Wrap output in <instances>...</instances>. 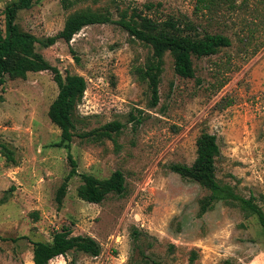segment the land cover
Wrapping results in <instances>:
<instances>
[{"label":"rangeland","instance_id":"obj_1","mask_svg":"<svg viewBox=\"0 0 264 264\" xmlns=\"http://www.w3.org/2000/svg\"><path fill=\"white\" fill-rule=\"evenodd\" d=\"M10 1L0 0L3 31ZM86 9L110 11L113 20L124 12L127 19H139L138 13L173 17L192 34L227 35L231 45L193 56L194 77L176 72L168 50L159 101L152 105L138 70L152 48L120 24L87 25L70 43H37L63 76L87 80L76 110L78 132L111 121L124 127L101 141L74 137L79 172L60 204L57 190L72 164L48 114L59 92L54 73L6 78L0 87V264H34L33 243L51 241L57 230L90 235L102 251H70L49 264H264L257 216L224 200L200 214L201 199L211 191L171 168L192 164L198 136L214 133L221 150L218 179L264 210V0H84L68 8L62 0H39L21 9L17 22L46 39ZM117 169L126 178L124 194L111 193L101 203L79 197L82 173L106 178Z\"/></svg>","mask_w":264,"mask_h":264},{"label":"trees","instance_id":"obj_2","mask_svg":"<svg viewBox=\"0 0 264 264\" xmlns=\"http://www.w3.org/2000/svg\"><path fill=\"white\" fill-rule=\"evenodd\" d=\"M39 0H12L5 7V31L0 29V87L7 77L25 78L30 71L51 70L58 84L59 92L50 105L48 114L51 121L61 130L59 145L68 148V155L72 168L65 176L57 190V201L61 204L65 197L71 177L77 174V162L71 153V143L76 135L92 140H103L105 137H114L121 132L124 124L120 121H111L89 131L78 132L77 106L87 89L86 78L77 73H68L63 76L57 66L50 63L37 50V43L50 46L59 39L70 43L76 33L90 24L116 22L126 28L130 35L143 41L152 48V55L148 58L145 67L138 68L139 78L147 82L151 90V104L159 101V85L163 72V58L170 50L175 56V70L183 77H194L195 68L193 56L202 57L217 53L222 47L230 46L229 36L220 33H206L198 36L186 31L173 17L158 20L153 16L138 13L139 19H127L126 13L120 20H113L110 11L92 9L80 10L67 18L63 29L54 36L46 39L38 38L34 33L25 31L17 22L18 12L27 9ZM84 0H62L64 7ZM207 0H199L204 3ZM189 24L187 23L186 26ZM140 122V120H138ZM197 156L192 164L173 163V171L180 173L184 178L198 181L211 191V194L201 199L200 214L210 209L216 201L224 200L237 202L241 207L255 214L264 232V210L255 202L253 197L246 198L235 192L230 184L222 183L216 174V159L220 155V146L217 135L203 131L198 136ZM83 183L78 187V195L82 199L101 203L109 194H124L126 178L124 171L117 169L106 178H99L93 174L82 173ZM70 251H82L92 256H98L101 251L100 243L90 235H70L65 230H57L51 241H35L33 243L34 264H49L59 255H66Z\"/></svg>","mask_w":264,"mask_h":264}]
</instances>
